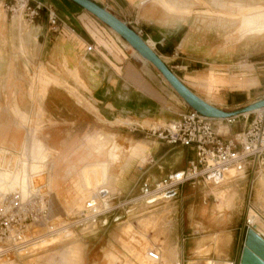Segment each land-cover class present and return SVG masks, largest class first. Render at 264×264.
<instances>
[{"label": "crops", "instance_id": "crops-1", "mask_svg": "<svg viewBox=\"0 0 264 264\" xmlns=\"http://www.w3.org/2000/svg\"><path fill=\"white\" fill-rule=\"evenodd\" d=\"M93 1L126 22L183 84L210 105L234 112L264 99V34L256 31L243 36L242 25L236 20L239 15L233 8L240 5L243 19V1H254L262 10L264 0ZM207 1L229 11L200 10V5H207ZM32 2V5L41 4L43 9L35 22L30 23L22 13L11 11L9 5H13V0H0V97L11 99V103L17 100L20 110L33 116L34 121L38 108L43 110L52 124H47L46 137L41 134L39 138L59 153L52 159L57 162L56 168L64 167L63 171L69 172V169L81 174L90 165L104 160L109 167V162L117 159L116 154L111 153L109 157L110 152L88 151L90 139L98 136L118 137L127 141L128 146L145 142L150 153L146 135L157 131L155 126L167 127L191 110L152 64L138 57L121 37L91 13L71 0ZM50 14L56 15V26H51ZM233 28L231 33L229 30ZM219 30L234 33L235 41L217 40ZM41 86L46 87L43 94ZM250 116L240 117L231 124L219 120L214 125L217 131L223 125L227 130L224 139L230 140L248 128ZM0 131L6 134L9 144L17 132L21 133L24 144L30 137L34 138V131L29 133L28 127L7 125ZM185 149L175 156L181 162V157L188 153L184 168L165 162L159 169L171 174L188 168L198 155L192 149ZM158 151L157 148L154 154ZM189 153H193L192 157ZM131 163L129 170L135 158ZM243 172L241 175L227 173L225 180L216 176L208 184L199 179L175 189L171 199L177 200L180 212L176 214L181 216L174 218L172 214L173 228L168 242L177 248L179 263L182 258V264H190L184 257L200 259L197 247L201 244L214 247L217 238L221 243L220 253L213 251L210 256L216 261L235 264L236 243L248 229L243 218L245 215L248 221L251 210L260 216V220L256 218L264 229V200L259 199L263 191L264 157L247 162ZM76 173H67V177L75 178ZM121 179L111 177L109 189L101 191L108 193V200L124 201L122 192L118 193ZM135 180L132 176L127 181L129 190ZM213 191L227 197L235 194L233 208L219 211L221 202ZM248 192H253L255 204L244 206ZM63 199L66 207L78 203L74 192H65ZM111 238L114 247L116 238ZM86 259L83 257L84 264ZM100 262L94 260L93 264H103Z\"/></svg>", "mask_w": 264, "mask_h": 264}, {"label": "rangeland", "instance_id": "rangeland-1", "mask_svg": "<svg viewBox=\"0 0 264 264\" xmlns=\"http://www.w3.org/2000/svg\"><path fill=\"white\" fill-rule=\"evenodd\" d=\"M226 1L230 2L234 0ZM206 3L207 5H200L199 9L210 10L211 12L229 11L228 8L214 7L213 4L208 1ZM233 5H236V3H233ZM11 6L12 5H9V8H11ZM233 8L235 9L236 14L239 15L236 20L239 26L242 25L243 36L246 33H256V31L264 34V1L262 10L259 6L257 8L254 1H243V19L240 17V5H238L237 8L233 6ZM233 30L234 28L229 31L232 33ZM231 33L225 30H219L217 33V40H220L223 43L225 41L229 42V40L234 42L237 36L233 35L234 33ZM243 60L246 61L245 54L243 55ZM45 75L47 76V74L44 73V76ZM41 87V92L43 94L45 93L44 89L46 87ZM38 110L39 113L37 116L35 115L36 120L34 121L33 116L28 113V115H26L20 110L17 100L14 99L11 103V99L6 98L5 96L0 97V129L7 125H11L12 127L17 125L20 127H28L29 133L30 131L32 132V130L34 131V138L30 137L25 144L22 140L21 133L17 132V134L12 137L11 144H9L6 134L0 131V170L4 171L10 169V171H14L16 169H25L24 173L37 171L33 170L31 166V163L36 160L32 158L31 162L28 161L29 158L31 160L32 157L29 150L22 152L18 149L32 146L30 143H32L33 139L37 140L35 142L36 147L41 151H43L42 144H44L47 156L49 157L47 167L45 166V170L48 168V175L46 177L47 181L49 179V174L56 171L53 181V184L55 183L56 187L53 185V188L49 189L54 224L56 228L66 225L69 226L70 224L76 225L71 227L72 229L70 228L72 235L68 236L71 232H67L65 233L66 236L62 235L59 238L42 237V239H40L41 241L34 243V245L29 248L33 252L28 251L29 249H25L20 251V253L10 254V260L4 264H84L83 257L85 256L87 258L85 264H93L94 260L97 262L101 261L100 263L103 264H182V258L179 263V253L177 248L168 242V238L171 235L173 228L171 219L172 214L174 218L181 216L180 213H178V215L176 214V211L180 212V209L177 210L176 207L177 205L175 202L177 200L169 199L163 203H158L153 207H149L147 203L140 199V186L146 180L151 182L150 185L152 186L156 182H161L165 179L170 172L159 169L160 165H163L165 162L171 163V166L175 168H184L186 162L183 161L187 158L188 153H186L184 157H181V162H178V159H176L175 156L178 157V154L185 152L186 149L180 145H169L166 142L161 141L158 139V135H154L153 132L146 135L148 136L147 141H149L150 153H148L145 148V142H136L128 146V142L123 141L121 138L113 136H98L97 138L90 139L89 142L91 144L88 146L89 153L96 154L97 151L99 152L101 150L106 153L110 152L109 157L111 153L116 154L117 159L114 162H109V167L107 160L90 165L86 168L85 172L81 174L79 171L76 173L75 170L68 169L69 172L63 171L64 167H59L58 169L56 168L57 162L54 160L52 162V159L55 156H59V153L55 150L56 148L49 143H45L44 139L39 138L41 134L44 138L46 137L47 133L45 130L47 129V124L51 125L52 123H50L51 121H48L49 119L42 112V109L38 108ZM252 119L253 114L250 116V120ZM146 126L150 127V124H147ZM161 127L166 126L165 124H162L158 127L155 126L154 128L155 130H158V128ZM221 127H223V125ZM20 130L22 131V128ZM226 132L227 131L225 130L221 135L224 136ZM157 148L159 150L158 154H154ZM166 151L170 152L166 154L165 157H162L163 153ZM189 154L190 155L188 156L192 157L193 153ZM133 157L135 158V163L129 170V164H132L131 162L134 161ZM169 157H174V160H171ZM75 165H77V163L70 166ZM120 169L121 171L119 173ZM70 172L74 174L76 173L75 178H73L74 176H71L72 178L67 177V173ZM118 176H120V179L122 177L120 180L122 183L120 184L121 189H118V193L122 192L121 197H124L122 198L124 201L118 203L114 202L113 199L108 200L110 206L114 207L113 210L111 209L112 211L110 213H105L98 219L96 224L95 221L85 222V214L90 213L89 207L100 203V198L107 196L108 193L104 196L101 195V191L109 189V180L111 177L116 178ZM132 176L136 180L135 184H133L132 188L129 190V187L127 188V181H129ZM205 179L206 180H201L206 181L205 184L210 183L209 178L206 177ZM70 182L72 183L71 185H73L71 187L67 186L70 185ZM261 185L263 186V191L261 190L259 199L263 201L264 178L261 179ZM85 188H88L90 191H88V189L86 191ZM152 188L154 187L152 186ZM65 192L76 193L78 196V203L73 207H66L63 199ZM213 193L221 202L218 208L219 211L233 208L235 194L227 197L224 193L218 191H213ZM79 195L83 196V198L80 199ZM246 197L248 200L244 203V206L255 204L253 192H248ZM128 200L133 201L129 203ZM73 201H75L74 198ZM208 202L210 201L208 200ZM144 206L145 208H143ZM254 214H256L259 219L260 216L253 210L249 212L248 219ZM57 222H59V224ZM243 222L247 223L245 215ZM80 223H82V225ZM67 236L69 238H67ZM111 237L116 238L114 247H112L113 244L111 243V240L113 239ZM245 237L246 234H243L240 242L236 243L237 256L235 264H240ZM214 243V247L202 244L197 247L196 254L200 259L184 257V260L190 264H230L229 262L213 260V256L210 255L213 251L220 253L219 249L221 245L217 238ZM109 245L110 247L108 249ZM107 249L111 250L107 251ZM112 250L117 252L119 257ZM151 250L158 252L161 257L160 262L153 263L147 259L148 252ZM104 254L107 255L105 258L102 257Z\"/></svg>", "mask_w": 264, "mask_h": 264}, {"label": "built area", "instance_id": "built-area-1", "mask_svg": "<svg viewBox=\"0 0 264 264\" xmlns=\"http://www.w3.org/2000/svg\"><path fill=\"white\" fill-rule=\"evenodd\" d=\"M32 3V0H13L10 9L12 12L21 9L24 18L33 23L40 16L43 6L39 3L32 5ZM49 20L51 26L57 25L58 19L55 14H50ZM237 119L231 118L223 121L231 124ZM215 121L219 120L210 119L194 110H189L182 113L178 120L166 128L153 132L158 135V139L169 145H180L194 150L198 159L191 162L185 170L171 173L155 186L152 185L154 188L150 185L151 182L144 181L140 186L143 191L140 197L149 199L199 179L206 177L215 179L218 172L228 167H236L238 171H241L250 160L264 157V109L259 114L253 113V119L248 128L230 140H225L224 136L217 132ZM28 161L31 162L32 158ZM48 161L41 163L43 168L28 172L25 188L17 187L8 195L0 198V259H9L10 254L25 250L26 248L23 247L35 242L44 228L48 229L46 233L56 229L46 179L48 168L45 170V166L47 167ZM175 181H177L176 184H174ZM161 185L164 189L159 191L158 187ZM147 192H150V195H147ZM92 213L94 214L93 209L90 210V214ZM103 215H98L91 221L85 222L95 221L96 224ZM248 228H251L249 223ZM38 229L40 231L37 232ZM53 234L55 233L47 235L52 237ZM149 256L156 262L160 260L155 250H151Z\"/></svg>", "mask_w": 264, "mask_h": 264}, {"label": "water", "instance_id": "water-1", "mask_svg": "<svg viewBox=\"0 0 264 264\" xmlns=\"http://www.w3.org/2000/svg\"><path fill=\"white\" fill-rule=\"evenodd\" d=\"M84 10L91 13L102 23L108 26L119 37H121L131 48L145 61L152 64L173 90L183 99L185 104L198 114L214 119L226 120L239 118L245 113H251L264 109V99L254 102L234 112H224L195 95L181 80L167 67L157 53L133 30L126 22L101 7L93 0H71ZM160 182V181H159ZM156 182L155 184H157ZM153 184V186H155ZM141 195L143 191L141 190ZM175 195V194H174ZM240 264H264V238L260 237L253 229L248 228L246 232L244 247Z\"/></svg>", "mask_w": 264, "mask_h": 264}, {"label": "bare ground", "instance_id": "bare-ground-1", "mask_svg": "<svg viewBox=\"0 0 264 264\" xmlns=\"http://www.w3.org/2000/svg\"><path fill=\"white\" fill-rule=\"evenodd\" d=\"M17 12H18V15H20L22 13V10L19 9ZM129 47L131 48L130 45H129ZM136 55L138 57H141L138 53H136ZM262 111H263V109H259V110H256V111L252 112V114L253 113L254 114H259ZM249 115H251V113H245L244 114L245 117H247ZM225 130H226L225 128L220 126V128L218 129V132L221 134V133H224ZM36 141H37L36 139H33L32 143H30L32 146H29L28 148L27 147L22 148V152H24V151L26 152V151L29 150V152H30V154L32 156L31 158L36 160L35 162L31 163V166H32L33 170H39L40 168H43L42 167L43 165L41 163H44V162L48 161V159H49V157L47 156L46 148H45L44 144H42L43 151H41V150L38 149V147H36V144H35ZM24 170L25 169H22V170L16 169L14 171H10V169L4 170V171L0 170V198L5 196V195H7V194H9V193H11L17 187L25 188L27 186L28 173H24ZM242 172H243V169L241 171H238V169L236 167H228V168H225L222 172H218L217 173V177H218V179L223 177V180H225L226 179L225 175L227 173H235L234 175H236L238 173V174L241 175ZM54 177H55V173L54 172L49 174V176H48L49 179L47 181L48 189H52L53 185H54V187H56L55 183L53 184ZM174 179H176V177H174ZM176 183H177V181H175L174 184H176ZM162 189H164V186L161 185V186L158 187L159 191L162 190ZM105 194L106 193H101V195H103V196ZM174 194H175V190H172V191L166 192V193H164L162 195L155 196L153 198L146 199V198L140 197V199L143 202L147 203L149 205V207H153V206H155L158 203L160 204V203H163V202L171 199L174 196ZM147 195H150V192H147ZM89 208H90V210L93 209L94 214L93 213L92 214H90V213L87 214L86 218L84 219V221H91L94 217H96L98 215H103L105 213H110L113 210L114 207L110 206V202L108 201V197L106 196V197H102L100 203L94 204V205L90 206ZM57 223L59 224V222H57ZM248 223L251 225V227H252L251 229H253L260 237L264 238V229H262L261 226H259V222L257 221V218H256L255 214L252 215L248 219ZM75 225L76 224H70L69 226L66 225V226H63V227H60V228H56V229L54 228L53 230H51L48 233L45 232L48 229L46 230L44 228L42 230V233L38 236V239L35 240V242H31V243L27 244L26 246H24L23 248L29 249L31 246L34 245V243H37L38 241H41L40 239H42V237H48L47 234H50V233H55V234H53L52 237L49 236L50 238H59L62 235L66 236L65 233L71 232V229H72L71 227H73ZM38 231H40V229H38L37 232ZM70 235H72V232L68 236H70ZM68 236H67V238H69ZM28 251H32V250L29 249ZM150 253H151V251L148 252L149 260L152 261L153 263H158V262L154 261L153 259H151V257L149 256ZM157 254H158V252H157ZM159 259H160L159 260V262H160L161 261V257H159ZM9 260L10 259H8V258H2V259H0V264L7 263Z\"/></svg>", "mask_w": 264, "mask_h": 264}]
</instances>
